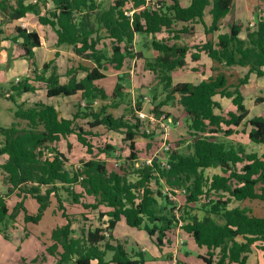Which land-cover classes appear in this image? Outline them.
<instances>
[{
    "label": "trees",
    "instance_id": "trees-1",
    "mask_svg": "<svg viewBox=\"0 0 264 264\" xmlns=\"http://www.w3.org/2000/svg\"><path fill=\"white\" fill-rule=\"evenodd\" d=\"M156 4L158 8L151 10L145 7L144 0H114L107 8H102L97 0H0V43L8 39L17 45L18 57L27 62L33 75L10 84L7 99L14 104L15 121L9 127L0 126V160L6 157L0 163V174L8 189L7 194H0V233H5L8 222L20 211L25 224L39 223L54 198L57 211L66 221L52 230V244L46 248V253L56 259L54 264H108V251L113 252L112 264H143L130 259L122 244L108 242L121 218L127 226L143 229L158 247L181 222L182 231L208 250L207 264H245L250 246L256 241L264 244V216L254 215L248 207H228L232 200L264 202V153L248 154L241 144L221 138L232 135L234 127L244 125L249 112L242 88L250 74L264 76V19H258L253 30L247 29L243 39L239 37L242 26L233 24L229 33L217 36L216 42L206 40L193 47L179 46L166 39L157 41L154 36L164 31L173 33L174 39L182 33L193 34L190 25L203 24L204 10L209 5L212 23L205 28V34H212L231 11L233 0H191L187 7H182L179 0H156ZM130 11L131 15L125 14ZM27 14H33L40 25L52 29L57 46H69L73 54L94 66L68 69V80L61 83L53 59L41 66L35 60L34 49L41 46L37 32L17 26L10 38L2 37L3 25ZM179 23L187 25L172 31ZM101 33L111 40L110 53L96 48ZM136 35H152L151 47L159 53L145 60V68L158 84L148 90L151 112L160 116L164 113L161 108L179 97L190 136L185 149L174 148L163 156L154 155L160 140L153 139L157 133L146 132L136 116L142 109L140 96L132 110H125L131 111L129 117L116 115L126 97L122 70L128 59L141 57L132 51ZM202 52L226 67H245L248 73L232 85V90L222 73L197 85L173 84L172 71L184 67L188 56L198 61ZM54 55L57 57L58 53ZM107 66L119 74L111 93L99 84L106 78ZM79 72L84 73L82 78H77ZM34 83L44 86L48 99L79 94L83 104L75 106L71 118L65 119L52 104L20 102L22 95L37 90ZM216 94L230 100L235 112L214 114L218 106L213 101ZM260 102L264 99H256V103ZM247 124L251 127L248 139L264 145V115L248 119ZM97 127L122 133V142L128 143L125 162H115L112 170L106 160L113 157L115 148L107 143L104 134L95 132ZM137 136L151 141L146 154L152 158L150 163H137ZM72 141L84 153L76 163L71 158ZM163 159L168 167L163 165ZM130 163L136 165L135 181L127 176ZM209 169L219 172L208 176ZM165 188L185 192L178 216L176 204L169 200ZM14 191L18 196L23 194V198L10 211L5 197ZM27 196L38 204L34 215L22 202ZM66 201L81 210L82 218L97 211V220L102 224L93 228L83 226L76 232L71 220L76 214L66 213ZM102 207L109 210L102 212ZM104 216L107 220L102 222ZM238 236L245 242H237Z\"/></svg>",
    "mask_w": 264,
    "mask_h": 264
},
{
    "label": "crops",
    "instance_id": "crops-1",
    "mask_svg": "<svg viewBox=\"0 0 264 264\" xmlns=\"http://www.w3.org/2000/svg\"><path fill=\"white\" fill-rule=\"evenodd\" d=\"M12 1H14V0H12ZM190 2H191V0H179V3L182 7H187L190 4ZM263 2H264V0H256V3H253V0H233V7H232L231 11L220 21L219 29L217 31L213 32L212 34H209V35L205 34V28H208L212 23V18H211L210 13H209L210 9L212 7L211 5L207 6L204 10L203 24L194 22L193 24L190 25L193 27V30H194L193 34L182 33V34L178 35L177 39H174L173 33H167L164 31V32H161L159 34H156L154 37L157 41L162 40V39H166V40H168V42L170 44L175 43L179 46L193 47L194 45L206 42V40H213L214 42H216L217 36L219 34L229 33L230 27L233 24H240L242 26V28H241L239 37L243 39L246 35L247 29H251V30L254 29V27H249L250 23H254L256 25V22L258 19H261V18L264 19ZM231 12L234 13L232 18L229 17ZM227 19H229V20L227 21ZM0 20H1V17H0ZM9 25H12V27H11V30H9L10 32L7 33L5 31V28H7ZM186 25H187L186 23H179L175 28L172 29V31L179 30L181 27L186 26ZM17 26H21V27L27 29L28 31H35L40 36L41 46L39 48L34 49L35 58H36L37 50L42 49V47L45 44L44 40L46 39L47 35L49 37H51L50 31L52 32V29H50L49 27L40 25L38 23L37 18L33 14H27L26 17H24L22 19L14 20L12 22H9V23H6L5 25H3L2 29L4 31V34L2 37L3 38H7V37L10 38L12 36V32H13L14 28ZM42 34L43 35L45 34V35L43 36ZM53 34H54V43L52 44L53 47L58 48V47L66 46V45L57 46L56 45V34L54 32H53ZM148 38H150V43H151V40L153 39L152 35H148V36L136 35L134 37L132 51L134 53L136 52L134 49V45L137 42V39H143V40H146V42H148ZM101 40H103V39H101ZM106 40L111 42V40L107 37H106ZM3 41L10 42V40L2 39V41L0 43L1 56L3 55V52H6V50L4 49L3 44H2ZM10 43L13 45L12 46L13 52L16 53V57L18 58V60L21 59L18 57L17 45L13 44L12 42H10ZM104 45H106V51H108V53H110V49L107 50L108 44H103V46ZM147 47H148V45H145V48H147ZM108 48H110V47H108ZM153 51H154V54H153V57H151V58L144 56L142 52H138L141 54L140 58H137V59L132 58V59L127 60L126 65H125L124 69L122 70V73L125 74V78L123 79V88H124L123 92L125 94L132 91L131 89L125 87V86H127L125 81L129 82V84L132 85V87H135L137 84H139L140 89L144 88L142 90H147V94H148V90L155 88L158 85L157 80L155 79L154 75L149 70H147L145 68V60L153 59L159 55V53L156 50L153 49ZM191 52H195V50L192 49ZM57 56H59V54ZM71 56H72V59H67L68 60L67 62L70 63V61H71V63H73V65L72 66L67 65L64 76H62V72L56 66L58 74L60 75V82L61 83H65L68 80V77H66V72L68 71V69L76 68L79 65L87 66L90 68L94 66V64L91 61L86 60V59H82V58L76 56L75 54L72 53V51H71ZM69 63H67V64H69ZM37 64L39 66H41L39 63H37ZM130 66H132V68ZM107 67H108V70L104 72V74L106 75V78L103 80H106L108 78V76L111 74L118 77V75H119L118 73H116L115 71H112L110 66H107ZM134 70H136V73H137L136 77H134L130 74ZM27 71H30V70H28V67H27ZM125 71H128V73ZM106 72H109V73L107 74ZM219 73H222L226 76L228 84L231 86L229 90H232L233 89L232 85L234 86L238 80L243 78V76L248 73V69L245 67H240V66L226 67L222 63H217L215 61H212L207 56L206 53L202 52V53H200L199 60L195 61V62L192 61L191 58L188 56L186 58V64L184 65V67L178 68V69L172 71L171 77H172V83L173 84L191 83L193 85H197L201 80L206 79L208 77H214ZM83 76H84V73L79 72L77 75V78H82ZM62 78H65V80L62 81ZM256 79H258V81L264 80V76L257 77L254 74H250L248 82L242 88L243 95H244V105H245L246 109L247 108L249 109V107L252 106L253 102L255 101V104H254L255 106L253 108V111H252V108H250V110L247 109L249 113H248L247 118L243 122L244 125L234 127L233 128L234 133H232V135L225 137V138L224 137H221V138L241 144L245 148L246 153H248V154L249 153H257L260 156L262 153H264V145H261L262 147H260L259 149L257 148L255 150L256 144L252 143L248 139V133H249L251 127L247 124L248 119H251L255 116H263L264 115L263 113H262L263 115L260 113L262 111V109H264L263 107H261L262 105H264V102L256 103V99H258L260 97L254 98L253 97L254 94H251V92H250L251 87L253 85L252 82L253 81L257 82ZM116 82H117V79H116ZM116 82H115V84H116ZM99 84H100V82H99ZM34 85H37V84L34 83ZM42 87H43L42 89L45 90L44 86H42ZM136 87H138V86H136ZM34 93H26V94H34ZM143 98L144 99H142L143 103H142V109L141 110L144 113L148 114L152 110V105L150 103L151 99H150V96H148V95H145ZM57 99H58L59 104L54 102V98L48 99L47 97H46V100L37 101V102H43L44 104H52L53 103L52 105L59 112L60 116L62 118H65V119L71 118L72 112H73L75 106H77L80 103L83 104L79 94L71 96V97H61V98H57ZM178 99H179V97L176 96L174 102H172L166 106H163L161 108L162 112H164L163 114H169L170 115L169 117L171 119H173V120L177 119V122H178L177 126L171 128V131L168 135V142L172 146V150L174 148H182L183 144L179 145V143H177V142L180 141L181 138H188V136H189L187 125L185 123V113L183 111L182 106H180L178 104ZM262 99H264V98H262ZM213 101L218 105L214 109V114L224 116L228 112H235V108L231 104L230 100L222 97L221 95L216 94L213 97ZM34 103H36V102H32L29 105L34 104ZM125 107L126 106L124 104L119 110L116 111V115L117 116L123 115V116L129 117L125 111L127 109ZM132 107H134V104H132ZM224 108L226 109V113L223 112V110H225ZM12 114H13V111H12ZM100 128L104 129V127H97L95 129V132L100 134V132H99ZM242 130H243V133L241 134ZM183 131H185L184 132L185 134H183ZM104 132L111 133L113 131H106L105 130ZM120 134H122V133H120ZM106 135H109V134H106ZM218 136H222V134H219ZM241 136L245 138L244 143H241L242 142ZM123 138H124V135H123L122 139ZM189 138H190V136H189ZM122 139H121V141H122ZM134 141H135L136 149L139 152L138 153L139 154L138 161H144L145 162V160H147V158H148L146 156V154H147V149H149V147H150L149 143L151 141L149 139L142 137V136H137ZM71 143L73 145V150H74V148L76 149V146L78 144L73 143V141ZM160 144H161V141H159V146H160ZM62 146H63L62 149L64 150L65 144H62ZM127 147H128V145H127ZM127 150H128V154H129V149H127ZM125 157H127V156H125ZM5 160H6V157H2L0 160V163H3ZM122 160H123L122 158H119L117 156V151L115 150V152L113 153V157L108 158L106 160L107 161L106 164H107L108 169L112 170V168H114L112 166H114L115 162H122ZM72 163H74L73 159H72ZM210 170H211V172H210L211 175L217 174L219 172V169H210ZM0 182H2V184H6L3 181V176L1 174H0ZM42 191H44V190H42ZM0 194H2V193H0ZM5 194H2V195H5ZM22 198H23V194L18 196L17 191H14L9 196L5 197V200H6L7 205L10 204V206H11L13 204L15 205L16 203L20 202ZM63 198H65V196H63ZM31 199H32L31 197L27 196L22 201L25 208H26V202H28ZM53 199L54 198L51 199V202L53 201ZM32 200H34V199H32ZM178 201H179L180 205H183L182 194L178 195ZM68 206L74 207L73 208L74 211L77 209V211H75L76 217H78V218L81 217L79 215L81 213V210L78 207H76L70 203H68ZM228 207L230 209L235 208V207H248L254 215H256L258 217L264 216V202H261V201H257V200H253V201L232 200L229 203ZM9 210H10V208H9ZM108 210H109V208H105V207L101 208L102 212H106ZM45 211H44V213H45ZM28 212H29V210H28ZM58 212L59 211L54 209L52 211V214L55 217H57ZM94 212H97V211H94ZM92 213L93 212H91L89 214H92ZM22 214H23V212L20 211L18 213L17 217L15 218L16 222H18V224L10 225V223L8 222L7 228L4 231L5 233L4 234L2 233L1 239L5 240V241L17 240L18 243L30 241L34 237L38 240L37 235L32 233L28 228V225H37L38 223L37 224H25L24 221L21 219ZM71 214H74V213H71ZM43 216H44V214H43ZM43 216H42V218H43ZM96 218L98 219V213H97ZM106 220H107V217L104 216L101 221L104 222ZM22 221L24 224H22ZM40 221H39V223H40ZM121 222L125 223V220L123 218H121L120 221H118V223L116 224L115 228L112 231V238L109 239L108 242L111 245H116L117 243L122 244L126 253L128 254L129 258L132 260H135V261L141 260V262H143V264H174V263H176V264H207L205 260L208 259V250L205 247L198 246L194 242L193 238L189 234L182 231L181 227H179V226H176L173 230H171L169 233H167L166 237H164L162 240L161 246L158 247L155 245L154 241L148 236V234L143 229L129 227L126 225V223H125V225L127 227H129V229H131V231L127 230V229L124 230V232H125L124 238L115 237L114 233L116 231V228L118 227V225ZM100 224H102V223L97 220L94 223V225H91V227L92 228L97 227V226H100ZM59 225L62 226L64 224H63V222H60ZM85 226H87V225H85ZM73 227H74V224H73ZM135 231H138V232L136 233ZM144 233L147 236H145ZM138 234L140 235V239H138L136 237V235H138ZM236 241L237 242H245L244 238L240 237V236H238L236 238ZM51 244H52L51 239H50V242L43 243L40 255L37 256L35 259H33L29 263H27V261L25 259L21 258V259H16L15 261L11 262L10 264H54L56 262V259L46 253V248L48 246H50ZM112 256H113V252L108 251L106 253L105 260L108 262V264H112L111 263ZM0 264H5V262H2L0 260ZM7 264H9V263H7ZM233 264H238V263H233ZM245 264H264V244L263 243L256 241L250 246L249 251L246 253Z\"/></svg>",
    "mask_w": 264,
    "mask_h": 264
},
{
    "label": "rangeland",
    "instance_id": "rangeland-1",
    "mask_svg": "<svg viewBox=\"0 0 264 264\" xmlns=\"http://www.w3.org/2000/svg\"><path fill=\"white\" fill-rule=\"evenodd\" d=\"M99 3H101L102 8H107L109 7L111 4H113L114 0H99L97 1ZM253 3H256V0H253ZM257 5V4H256ZM255 5V6H256ZM264 8V6H263ZM234 15V13L231 12V14L229 15L230 18H232ZM229 19H227L228 21ZM12 25H9L7 28H5V31L8 33L10 32L9 30H11ZM51 37H49L47 35L46 39L44 40L45 44L42 47V49L37 50L36 53V62L39 63L40 65H42L43 63L48 62L49 60L54 61V65L57 66L59 68V70L62 72V76L65 75V70L67 68V65L72 66L73 63L67 62V59H72L71 56V48H69L68 46H63V47H58L55 48L53 47V43H54V34L53 31L51 32ZM47 34V33H46ZM43 35V34H42ZM45 35V34H44ZM43 35V36H44ZM5 37V36H4ZM101 38L103 40H101L99 42V44L96 46L97 49H100L101 51H106V45L103 46V44H108L107 46V50L110 49L108 47L111 46V42L106 40V37L104 36L103 33H101ZM3 47L6 50V52H3V55L1 56L0 53V126L1 127H9L12 122L15 121L12 111L15 109L13 102H11L9 99H7V93L9 92L10 89V84L12 82H16L19 79H23L25 77H30L33 78L31 71H27V62L19 59L16 57V53L13 52V45L10 42H5L3 41ZM145 45H148L147 48H145ZM8 46V47H7ZM134 49H135V53L138 52H142L144 56L151 58L153 57L154 51L151 47V43H150V38H148V42H146V40L143 39H137V42L134 45ZM55 52H57L59 54V56L55 57ZM69 63V64H67ZM132 68V66H130ZM128 73V71H125ZM107 74L109 72H106ZM132 76L136 77V70L132 71L130 73ZM80 77V76H79ZM18 80H17V79ZM117 77L113 74L109 75L108 78L106 80H102L100 81L101 86L105 89L106 92L111 93L115 82H116ZM65 78H62V81H64ZM257 82L253 81L252 82V87H251V94H254V98H264V80L258 81V79H256ZM123 82V81H122ZM126 85L125 87L131 89L132 91L128 92L126 94L125 97V108H127L128 110H132V104H135V100L137 99L138 96H141L143 94V97L147 94V90H142L140 89L139 84H137L136 86L138 87H132V85L129 84V82L125 81ZM37 85L36 88L38 89L34 94H24L21 97V101L25 102V103H32V102H37V101H44L46 100V91L44 89H42L43 85L35 83ZM135 85V84H134ZM144 85V84H143ZM126 92V91H125ZM147 97V96H146ZM252 97V98H253ZM57 98H61V97H55L54 98V102L59 104L58 99ZM57 99V100H56ZM144 99V98H143ZM19 100V101H20ZM20 101V102H21ZM53 104V103H52ZM255 101L253 102V105L249 107L248 110H250V108H254ZM261 107L264 108V105H262ZM225 109V108H224ZM224 113H226V109L223 110ZM138 113V112H137ZM136 113V116L139 118L138 114ZM261 114H264V109H262V111L260 112ZM128 116L131 115V111L127 112ZM262 114V115H263ZM156 117V116H155ZM172 120V128L177 126V119L176 120ZM144 124L147 128H149V130H154L156 133V125L151 123L150 121H143ZM105 130L100 128L99 132L100 134H109L106 135L107 136V143L114 147L115 150L117 151V156L119 158H122L123 161L125 162V156L128 155V147H127V143H123L121 141L123 135L117 132H111V133H107L104 132ZM185 131H183V134ZM243 133V130L241 131V134ZM159 136L160 133H157V135H155V137L153 139L155 140H159ZM241 143H244L245 138L241 136ZM94 140H98L94 139ZM186 140H189V136L188 138H181L180 141L184 142L183 143V149H185L187 143L185 142ZM96 142V141H95ZM101 142L97 143L100 144ZM64 144V143H63ZM262 147L261 145L257 146L255 150L258 148ZM252 149V148H251ZM156 151V149H155ZM84 153L82 151V148L80 146H76V149L74 148L73 150V155L71 156V158L73 159V161L76 163L78 161L79 158H81V156L83 157ZM138 164L144 163V161H137ZM136 164V163H135ZM131 166V167H130ZM113 167V166H112ZM136 167V165H135ZM134 167V165H132L130 163L129 165V169H128V179L131 181H135L137 179V175L134 173V170L136 169ZM211 170L209 169L207 171V175L211 176ZM42 190H45V188H42ZM44 192V191H43ZM0 193L2 194H7L8 190H7V184H2V182H0ZM15 205H11L8 204V207L10 208V211H12L13 207ZM64 209L66 211V213H74L76 214L75 211H77V209L74 211L73 208L74 207H70L68 206V203L65 202L63 203ZM26 208L29 210L31 215H34L37 212L38 209V204L34 201V200H29L28 202H26ZM54 209H58V204L55 202V199H53V201L51 202V204L49 205V207L46 209L44 216L42 218V220L40 221V223H38L37 225H28L29 230L34 233L35 235H37L38 240L34 237L32 238L30 241L27 242H21L18 243L17 240H10V241H5L3 239H1L2 233H0V260L2 262H5V264L7 263H11L13 261H15L16 259H25L27 261V263L31 262L33 259H35L37 256L40 255L41 250H42V244L43 243H48L50 242V236H51V232L54 228H56L60 222H63V224L66 223L65 219L61 216V211L58 212V216L55 217L52 214V211ZM97 213L98 212H93L92 214H89L86 218H78V217H72V223L74 224L75 230L76 232L79 230L80 227H83L85 225L87 226H91L94 225V223L97 221ZM201 215V213H199ZM17 217V216H16ZM21 219L23 220V214L21 216ZM10 225H14V224H18V222H16V219H14L13 221L9 222ZM22 224L23 221H22ZM97 225V224H96ZM60 226V225H59ZM130 230L129 227H127L125 225L124 222H121L118 227L116 228V231L114 233L115 237H122L124 238V230ZM136 233L138 231H135ZM140 234V233H139ZM136 235V237L138 239H140V235ZM145 234V233H144ZM145 236H147L145 234Z\"/></svg>",
    "mask_w": 264,
    "mask_h": 264
},
{
    "label": "built area",
    "instance_id": "built-area-1",
    "mask_svg": "<svg viewBox=\"0 0 264 264\" xmlns=\"http://www.w3.org/2000/svg\"><path fill=\"white\" fill-rule=\"evenodd\" d=\"M32 2H35V0H31ZM99 1V0H97ZM145 2V7H149L151 10H156V8H158V5L156 4V0H144ZM126 15H131L132 11L130 12H126ZM249 27H254L255 28V24L254 23H250ZM139 113V114H138ZM137 114L139 116V119L142 121V123L144 124V120L146 121H150L151 123L155 124L156 126V133H160L159 139L161 141V144L159 146V148L155 151V156L156 155H164L165 153L171 152L172 151V146L170 145V143L168 142V135L171 131V126H172V120L170 117H166L165 114H161L160 116H156L154 113L150 112L148 114L144 113L142 110L139 111ZM156 116V117H155ZM144 128L146 129V132L148 133H152L155 132L154 130H149V128H147L144 125ZM152 158H148L146 160L147 163L151 162ZM114 165H117V163H115ZM163 165L168 167L167 161L166 159H163ZM169 198V200H171L173 203H175L176 205V215L178 216V211L180 208V204L178 201V195L180 194H184V190H164ZM182 223L180 222L178 224L179 227H181ZM176 264V263H174Z\"/></svg>",
    "mask_w": 264,
    "mask_h": 264
},
{
    "label": "water",
    "instance_id": "water-1",
    "mask_svg": "<svg viewBox=\"0 0 264 264\" xmlns=\"http://www.w3.org/2000/svg\"><path fill=\"white\" fill-rule=\"evenodd\" d=\"M140 99H143V94L140 96Z\"/></svg>",
    "mask_w": 264,
    "mask_h": 264
}]
</instances>
